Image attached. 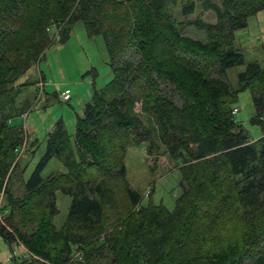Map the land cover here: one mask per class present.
I'll use <instances>...</instances> for the list:
<instances>
[{
  "label": "trees",
  "instance_id": "16d2710c",
  "mask_svg": "<svg viewBox=\"0 0 264 264\" xmlns=\"http://www.w3.org/2000/svg\"><path fill=\"white\" fill-rule=\"evenodd\" d=\"M178 1L183 15L196 9L186 0H0V95L16 87L14 57L37 63L55 33L64 43L78 22L88 37L103 38L112 75L93 89L72 136L61 124L49 134L16 196L8 183L23 132L0 110V219L34 224L13 230L18 264H264V66L248 63L237 89L227 80L244 65L234 31L264 11V0H204L216 15L213 26L195 23L208 29L206 41L175 26L169 7ZM246 89L262 129L257 140L235 119ZM132 147L168 157L179 171L172 210L142 203L150 186L140 194L125 183ZM52 158L66 171L44 177ZM57 192L71 198L58 225ZM4 223L0 236L10 243Z\"/></svg>",
  "mask_w": 264,
  "mask_h": 264
},
{
  "label": "rangeland",
  "instance_id": "374dc122",
  "mask_svg": "<svg viewBox=\"0 0 264 264\" xmlns=\"http://www.w3.org/2000/svg\"><path fill=\"white\" fill-rule=\"evenodd\" d=\"M190 1L195 2L196 9L189 15L182 14V4L179 1L175 6L169 7L173 21L182 35L206 41L208 29L200 30L195 23L202 22L207 27L213 26L216 23V15L204 8V0L184 2ZM209 1L217 5L222 0ZM233 36L234 47L243 55L244 65L229 69L227 80L233 88L237 89L236 75L243 71L248 63H259L264 66V11L250 16L246 27L234 31ZM59 37L58 33H55L53 44L46 49L37 63H32L28 55L14 57L16 69L19 71L16 87L12 92L0 95L1 113L23 132L16 166L8 183L15 196L20 195L23 181L28 179L43 156L49 134L54 133L56 126L61 124L65 132L72 136L76 116H82L85 103L90 99L93 89H100L112 78L101 36L88 37L83 24L78 22L73 25L64 43L59 42ZM200 62L209 63L203 59ZM65 89H69L72 95L68 102L60 99V94ZM234 107L237 109L235 119L242 125L248 138L250 140L260 138L262 129L253 123L255 109L248 89L237 94ZM135 112L141 113L139 102L135 105ZM140 117L142 120L146 119L145 114ZM71 138L68 140L67 151L74 149ZM124 163L125 183L130 188L143 194L147 187H151V196L143 198V204L149 202L153 205L162 204L169 210L174 208L175 198L180 192V173L168 157L159 155L150 157L144 150L132 147L129 148ZM65 171L66 167L63 163L57 158H52L42 175L45 177ZM119 191L117 190L115 195ZM119 198L123 205L122 192ZM1 202L3 203V199ZM70 203L69 196L60 192L56 193L59 214L54 218V222L57 225L66 219ZM114 218L115 216H111L109 223H114ZM0 221L4 223L3 218ZM8 223H4L3 226L8 227L6 232L11 237V242L7 243L10 239L0 236V264H18L13 255L21 258V250L15 246L13 230L18 228L21 232H28L34 224L24 222L18 215H15L12 220L13 227H10Z\"/></svg>",
  "mask_w": 264,
  "mask_h": 264
},
{
  "label": "built area",
  "instance_id": "2783aa9c",
  "mask_svg": "<svg viewBox=\"0 0 264 264\" xmlns=\"http://www.w3.org/2000/svg\"><path fill=\"white\" fill-rule=\"evenodd\" d=\"M70 95H71V91L69 89H65L61 95L60 98H62V100L66 101L70 99Z\"/></svg>",
  "mask_w": 264,
  "mask_h": 264
}]
</instances>
